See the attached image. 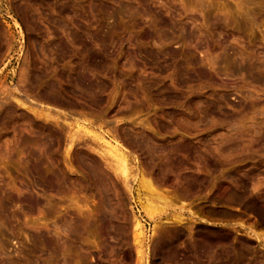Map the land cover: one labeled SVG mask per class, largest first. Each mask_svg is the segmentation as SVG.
I'll list each match as a JSON object with an SVG mask.
<instances>
[{
	"label": "rangeland",
	"instance_id": "1",
	"mask_svg": "<svg viewBox=\"0 0 264 264\" xmlns=\"http://www.w3.org/2000/svg\"><path fill=\"white\" fill-rule=\"evenodd\" d=\"M0 225V264H264V0H0Z\"/></svg>",
	"mask_w": 264,
	"mask_h": 264
},
{
	"label": "bare ground",
	"instance_id": "2",
	"mask_svg": "<svg viewBox=\"0 0 264 264\" xmlns=\"http://www.w3.org/2000/svg\"><path fill=\"white\" fill-rule=\"evenodd\" d=\"M79 82V81H78ZM79 83H81V81L79 82ZM52 89V88H51ZM47 92V91H46ZM52 94V93H51ZM47 95V94H46ZM66 95V94H65ZM67 96V95H66ZM68 97V96H67ZM66 98V97H65ZM23 99V98H22ZM54 99V98H53ZM68 99H69V97H68ZM20 100H21V98H20ZM48 100L49 101H52V98H48ZM59 100V99H58ZM62 100V99H61ZM64 100V99H63ZM31 102V101H30ZM46 103V102H45ZM74 103V102H73ZM72 103V104H73ZM34 105V104H33ZM57 105V104H56ZM67 105V104H66ZM40 106V105H39ZM54 106V105H53ZM37 107V106H36ZM55 107V106H54ZM33 112V111H32ZM38 114V113H37ZM39 117V116H38ZM47 118H50V117H47ZM98 137V136H97ZM93 139H95V137L93 138ZM103 139H101V137H98L97 139H96V141L99 143L100 142V144H99V147L102 149V150H104L105 151V156H109L110 157V159H112V162H113V164H116L115 166H116V168H118V170L120 171V173H121V176L124 178V179H126V177L129 175V173H130V168H129V166H130V163H129V161H128V159H127V157L125 156V154L123 153V152H121L118 148L117 149H115L116 147H113V146H111L110 145V143H107V142H104V141H102ZM129 143V142H128ZM142 146V145H141ZM145 146V145H144ZM124 149V148H123ZM143 152H145V151H143ZM101 153V152H100ZM104 155V154H103ZM104 157V156H103ZM111 163V162H110ZM150 180V179H149ZM124 181V180H123ZM127 184V183H126ZM125 187H126V185H125ZM128 188H129V186H127ZM127 189V188H126ZM104 218V216L101 218V219H103ZM106 219V218H105ZM104 219V220H105ZM108 222V221H107ZM174 222V221H173ZM177 222V221H176ZM182 223V222H181ZM2 225H0V227H1ZM2 229H3V227H1ZM0 228V229H1ZM141 224H140V222H138V221H135V232H136V235L134 236L136 239H135V241H137V243L139 242V238H140V236L142 235L141 234ZM136 243V242H135ZM140 246V245H139ZM4 247V246H3ZM2 248V247H1ZM139 254V253H138ZM209 254V253H208ZM209 256V255H208ZM212 256V255H211ZM202 257V256H201ZM204 259V258H203ZM208 259V258H207ZM211 259V258H210ZM80 262V261H79Z\"/></svg>",
	"mask_w": 264,
	"mask_h": 264
}]
</instances>
